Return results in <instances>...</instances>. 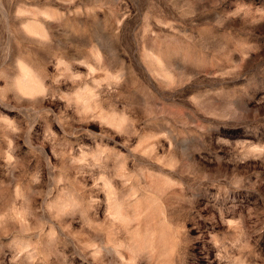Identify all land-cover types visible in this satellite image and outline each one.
Segmentation results:
<instances>
[{"label":"rangeland","instance_id":"obj_1","mask_svg":"<svg viewBox=\"0 0 264 264\" xmlns=\"http://www.w3.org/2000/svg\"><path fill=\"white\" fill-rule=\"evenodd\" d=\"M0 264H264V0H0Z\"/></svg>","mask_w":264,"mask_h":264}]
</instances>
